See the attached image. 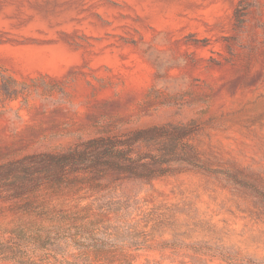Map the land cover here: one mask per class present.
Here are the masks:
<instances>
[{"label": "rangeland", "instance_id": "374dc122", "mask_svg": "<svg viewBox=\"0 0 264 264\" xmlns=\"http://www.w3.org/2000/svg\"><path fill=\"white\" fill-rule=\"evenodd\" d=\"M239 1L0 0V68L28 87L0 106V164L192 122L214 171L142 193L177 210L188 245L137 264H264V0H247L241 24ZM20 206H0V222Z\"/></svg>", "mask_w": 264, "mask_h": 264}, {"label": "trees", "instance_id": "16d2710c", "mask_svg": "<svg viewBox=\"0 0 264 264\" xmlns=\"http://www.w3.org/2000/svg\"><path fill=\"white\" fill-rule=\"evenodd\" d=\"M250 6L239 1L237 23ZM27 92L0 68V106ZM199 133L192 122L153 124L1 163L0 206H21L12 225L0 222V261L137 264L141 251L187 247L177 210L150 206L142 193L167 175L214 171Z\"/></svg>", "mask_w": 264, "mask_h": 264}]
</instances>
